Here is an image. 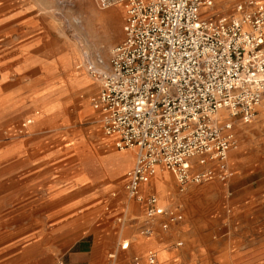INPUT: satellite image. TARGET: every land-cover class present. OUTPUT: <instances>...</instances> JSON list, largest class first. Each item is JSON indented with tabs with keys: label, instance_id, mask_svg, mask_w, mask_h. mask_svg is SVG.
I'll return each mask as SVG.
<instances>
[{
	"label": "crops",
	"instance_id": "1",
	"mask_svg": "<svg viewBox=\"0 0 264 264\" xmlns=\"http://www.w3.org/2000/svg\"><path fill=\"white\" fill-rule=\"evenodd\" d=\"M46 22L36 12L28 55L0 51V200L23 205L17 223L0 229V264H148L150 251L157 264H254L249 247H264V126L246 131L261 142L242 147L236 180L181 188L158 167L141 190L181 216L164 229L167 216L150 221L125 188L137 150L119 149L105 132L94 106L100 80ZM21 123L27 136H6Z\"/></svg>",
	"mask_w": 264,
	"mask_h": 264
},
{
	"label": "built area",
	"instance_id": "2",
	"mask_svg": "<svg viewBox=\"0 0 264 264\" xmlns=\"http://www.w3.org/2000/svg\"><path fill=\"white\" fill-rule=\"evenodd\" d=\"M94 1L125 12L124 38L108 63L98 56L85 64L101 82L94 106L116 146L137 150L128 194L145 204L150 221L167 216L168 229L181 216L141 186L160 166L181 188L233 176V120L252 122L264 102V1L242 0L221 16L210 14L215 0ZM146 259L158 263L155 251Z\"/></svg>",
	"mask_w": 264,
	"mask_h": 264
},
{
	"label": "rangeland",
	"instance_id": "3",
	"mask_svg": "<svg viewBox=\"0 0 264 264\" xmlns=\"http://www.w3.org/2000/svg\"><path fill=\"white\" fill-rule=\"evenodd\" d=\"M240 1L242 0H215L214 9L210 14L221 16L233 13L236 3ZM111 11H114L112 15L117 17L116 28H114ZM36 12L47 21L46 24L48 23L49 27L46 25V29L51 32L58 44L63 43L66 48H77L80 51L82 60L80 59L78 62L82 61L84 65L88 62L84 56L86 54H91L94 60L100 56L107 64L111 50L124 38L125 12L120 5L101 9L94 0H0V44L2 43L3 47L0 51L8 53L10 58L17 54H29L31 48L36 45ZM99 14H103L105 18L104 16L99 17ZM102 68L105 69L106 66ZM259 109L260 115L258 113L250 123L233 120L236 144L229 153V159L234 174L228 181L238 178L235 164H238L237 158L244 144L251 143L256 146L261 142V133L256 129L246 133L253 127L252 125L264 126V120H259V117L264 116V102ZM226 118L229 119V117ZM27 121L25 120L26 125ZM25 123H21L18 127H11V129L4 127L6 129L3 130L6 131V136L10 139L22 138L29 129L27 127L29 124L24 126ZM101 124L103 125V121ZM258 159L260 163H264L263 155ZM233 163H235L234 166H232ZM252 174V178H258V172ZM0 176H2L1 172ZM214 180L221 181L218 178ZM9 200L8 198L0 200V229L2 227L10 229L11 225H15L17 221L12 220L14 211L23 206L8 202ZM1 208L6 211L2 213ZM2 242L3 239L0 237V244ZM249 249L250 261L253 259L254 264H264V247H249Z\"/></svg>",
	"mask_w": 264,
	"mask_h": 264
},
{
	"label": "bare ground",
	"instance_id": "4",
	"mask_svg": "<svg viewBox=\"0 0 264 264\" xmlns=\"http://www.w3.org/2000/svg\"><path fill=\"white\" fill-rule=\"evenodd\" d=\"M99 17L100 16H104L103 14H99L98 15ZM111 17H112V19H113V23L115 24V26H114V28H116V25H117V17L116 16H113L112 14H111ZM104 18H105V16H104ZM118 27V26H117ZM86 58L85 59H87L88 61H89V63H92V62H94L95 60L94 59H92V57H91V54H86V55H84ZM84 58V57H83ZM94 60V61H93ZM30 110V109H29ZM28 110V111H29ZM33 110V109H32ZM31 112V111H30ZM226 114H227V112L226 111H224V110H222L221 112H220V115L221 116H226ZM24 116V115H23ZM12 131V130H11ZM2 158V157H1Z\"/></svg>",
	"mask_w": 264,
	"mask_h": 264
},
{
	"label": "snow or ice",
	"instance_id": "5",
	"mask_svg": "<svg viewBox=\"0 0 264 264\" xmlns=\"http://www.w3.org/2000/svg\"><path fill=\"white\" fill-rule=\"evenodd\" d=\"M124 247H125V248H127V247H128V245H127V244H125V245H124Z\"/></svg>",
	"mask_w": 264,
	"mask_h": 264
}]
</instances>
